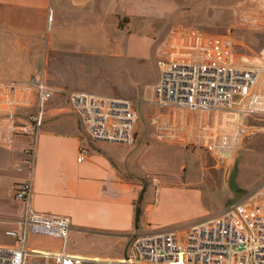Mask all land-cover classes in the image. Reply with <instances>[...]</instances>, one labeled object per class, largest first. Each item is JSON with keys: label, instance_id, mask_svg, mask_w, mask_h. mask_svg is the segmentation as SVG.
Returning a JSON list of instances; mask_svg holds the SVG:
<instances>
[{"label": "crops", "instance_id": "0c3cea01", "mask_svg": "<svg viewBox=\"0 0 264 264\" xmlns=\"http://www.w3.org/2000/svg\"><path fill=\"white\" fill-rule=\"evenodd\" d=\"M153 2L0 0V81L27 83L43 76L45 83L55 91L51 99L42 104L33 92L31 108L22 112L40 114L41 132L36 141L26 127L18 126L11 143L0 145V227L15 228V221L22 212V204L14 198L15 188L28 182L32 186L33 210L67 218L71 226L69 236L91 234L103 237L127 233L131 238L135 234H150L157 225H152L146 214L160 197H171L177 192L194 191L200 196L202 191L223 189L224 205L264 196V166H261L259 154L264 148V78L253 89L252 109H235L224 118V122L235 128L237 145L248 141L251 146L248 153L234 157L230 170L226 161L219 158H213L216 163H193L189 155L191 150H183L196 143L192 142L190 131L183 135V131L177 130V135H172L175 140L163 136L164 140L156 139L157 143L153 144L136 132V122L132 145L94 142L87 136L67 95L59 92L65 89L87 93L73 87L68 77L70 69L96 66V62L108 59L112 50L121 47L123 36L130 35L127 31L140 27L137 20L146 26L150 23L145 19L144 9L150 8L149 3L154 5ZM235 27L249 38L264 37V0L236 3ZM167 29L155 46V57L159 50L166 51L162 44L167 39L199 31L192 26ZM261 47L257 55L235 53L234 57L232 54L231 63L244 68H264V43ZM155 63L158 78L145 88L144 93L159 79L157 59ZM188 127L192 128L191 125ZM160 128L157 133L162 134L165 128L161 125ZM160 145L164 146L162 149H180L175 153L179 157L171 159L173 168H159L162 153L167 154L155 147L161 148ZM80 148L86 149L87 154L83 161L77 162ZM28 149H32V157L27 156ZM183 159L187 162H182ZM245 187L249 193L238 197L237 192H245ZM223 210L224 206L213 215ZM42 238L51 244L37 249L53 252L62 249L60 239Z\"/></svg>", "mask_w": 264, "mask_h": 264}, {"label": "built area", "instance_id": "2783aa9c", "mask_svg": "<svg viewBox=\"0 0 264 264\" xmlns=\"http://www.w3.org/2000/svg\"><path fill=\"white\" fill-rule=\"evenodd\" d=\"M51 20L49 17L48 22ZM162 45L166 51L156 53L160 75L150 89L152 105L180 109L200 119L206 117L204 132L193 136L190 131L192 139L197 144L215 142L219 122L233 128L224 122L226 114L252 109L250 99L264 78V68L235 66L231 63L230 39L206 37L201 31L167 39ZM33 92L39 104L55 93L43 76L27 83L0 81V145L11 143L18 126L26 127L36 141L41 132L40 114H22L31 108ZM59 92L67 95L92 141L133 144L137 115L131 101L65 89ZM160 129L157 126V131ZM236 134L226 136L234 142ZM26 154L32 157V149ZM86 154L87 150L80 148L77 162L83 161ZM14 198L22 204V212L15 229L4 232L12 244L0 245V264H264V196L231 203L219 214L183 231L137 235L120 259L69 253V220L35 212L30 182L17 185ZM30 235L58 238L62 249L53 252L30 247Z\"/></svg>", "mask_w": 264, "mask_h": 264}, {"label": "rangeland", "instance_id": "374dc122", "mask_svg": "<svg viewBox=\"0 0 264 264\" xmlns=\"http://www.w3.org/2000/svg\"><path fill=\"white\" fill-rule=\"evenodd\" d=\"M241 1L154 0V5L149 3L150 8L144 9L145 19L150 23L146 26L142 22L139 23V20H137L138 22L135 21L140 27L130 28L127 31L130 35L126 33L127 35L123 36L120 43L121 47L112 50L108 59L96 62V66L71 68L68 74L71 84L73 87L83 89L87 93L94 95L121 97L131 101L137 115L135 130L139 132L142 139L146 138L148 142L156 144V139H165L163 136L167 139H174L172 135L176 136L177 130L183 131V135L191 131L193 136H195L194 134L198 135V133L200 136L204 132L202 125L205 120L191 116L180 109H159L152 105L150 101V89H147L144 93L145 88L155 83L158 78V68L155 63L157 59L155 57V46L158 41L160 42V38L167 27L170 29L172 26H192L199 29V31L201 30L206 37L218 36L230 39L232 45L231 55L233 54L234 57L235 53L245 56L257 55L264 43V37L249 38L244 32L240 33L239 28L235 27V4ZM123 22L125 21L123 20ZM184 115L191 117V120H186ZM160 125L165 128L162 134L157 133L159 132L157 131V126ZM190 125L192 128L188 127ZM218 125L216 127L218 135L216 134L215 142L210 141L208 144H201L199 141V144L195 143L197 144L195 145L194 140H192L193 143L184 149L181 147L185 152H187V149L191 150L189 155L192 156L193 163H213V161L216 163L213 158H219L226 161L227 164L225 165L229 169L236 155L242 156L251 149L250 142L242 141L241 144L237 145L232 157L229 158L228 152L233 145V140L232 137H230V140L228 136L235 132V128H227L222 121ZM224 133V137L229 135L224 138ZM159 134L161 135L160 138L158 137ZM207 134L212 136V133ZM240 135L239 137H241ZM160 146L161 148L159 146L155 147L159 149L164 147L163 145ZM238 147L240 148L238 149ZM162 150L167 154L162 153L161 159L163 161L159 168L162 170L173 168L171 159L179 157L178 155L175 156V153L180 151V149L166 147ZM259 154L261 166H264V148ZM182 162H187V159H183ZM246 193H249L248 188L245 189V192H237V195H239L238 197H243V194ZM224 198L223 189H215L213 191L209 189V192L206 193L202 191L200 196L194 191L177 192L171 197L162 196L155 207L146 214L151 220V224L157 225V228H154L155 230L150 231V233L172 231L174 229L183 231L196 220L211 216L219 212L222 206L225 209L228 205L235 202L231 201L224 205ZM146 199L149 201V197ZM9 229L15 228L8 225L0 227V245L11 243L4 236V232ZM136 236L137 234L133 237ZM133 237L130 238L127 233H123L121 236L109 235L103 237L91 234H74L68 237L66 250L85 255L120 259L128 253ZM49 244L51 243H48L38 235H30L29 237L30 247L43 248L49 247Z\"/></svg>", "mask_w": 264, "mask_h": 264}, {"label": "water", "instance_id": "95a60500", "mask_svg": "<svg viewBox=\"0 0 264 264\" xmlns=\"http://www.w3.org/2000/svg\"><path fill=\"white\" fill-rule=\"evenodd\" d=\"M237 134L235 136V139H234V142H233V145L231 146L230 148V151H229V155L232 156L235 152V149H236V146H237Z\"/></svg>", "mask_w": 264, "mask_h": 264}]
</instances>
